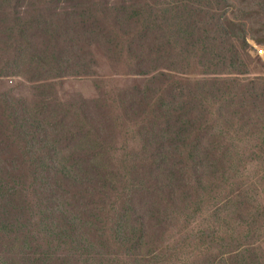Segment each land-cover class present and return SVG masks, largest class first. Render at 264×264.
<instances>
[{
	"label": "rangeland",
	"instance_id": "obj_1",
	"mask_svg": "<svg viewBox=\"0 0 264 264\" xmlns=\"http://www.w3.org/2000/svg\"><path fill=\"white\" fill-rule=\"evenodd\" d=\"M229 1L235 7L257 10L246 23L260 29L247 32L251 38L248 55L242 59L244 65L233 72H243L236 74L240 80L264 78V11L253 0ZM105 2L0 0V178L7 182L9 177L13 182L22 171L31 174L26 180L30 183L35 176L41 190L33 194L31 206L45 215L42 227L26 235L5 237L0 251L25 256L18 260L20 264H31L34 255L39 260L57 259L51 264H76L80 254L90 252V244L114 246L119 243L116 230L134 224L144 225L146 234L137 241H143V246L155 245L156 250L178 237L188 240L191 245L183 250L177 264H199V246H205L203 232L209 241L216 232L222 236L218 242L225 236L230 242L231 237L226 253L234 247L246 249L235 250L247 258L246 264H264V221L258 233L246 232L250 225H238L233 218L235 211L222 206V200H228L224 194L238 182L230 180L232 187L222 190L219 199L213 196L208 201L216 178L229 170L227 163L221 165L209 141L210 130L205 123L209 117L205 115L202 120L201 104H195L196 124L192 111L184 126L167 123L164 117L169 118L172 111L164 106L167 112L158 109L160 96H151L153 101L143 98L153 73L148 67L135 65L139 48L136 46V51L130 46L123 30L122 35L115 34V22L96 19V11L102 10ZM91 12L95 19L83 25ZM111 35L115 36L112 45ZM92 55L96 64L93 62L92 70L83 69L82 64ZM190 60L184 69L188 73L178 74L175 80L181 87L179 92L186 94L190 79L197 90L196 103H201L204 93L200 90L210 78V63L196 55ZM139 68L146 74L138 72ZM82 70L90 73L83 75L79 73ZM131 98L136 99L132 108L127 104ZM222 99L210 97L209 101L216 107ZM78 105L84 106L80 117L93 127L83 137L78 132L83 126L78 121ZM151 115L162 119L156 134L167 127L166 134L152 143L147 140L151 138ZM83 138L90 146L104 142V148L93 151L87 166L78 168V144ZM158 143V148L151 146ZM36 148V154L27 153ZM44 155L53 158L45 159ZM244 162L246 177L252 180L253 191L259 192L264 208L263 154L256 158L249 153ZM256 169L259 174H255ZM1 179L3 194L6 186ZM52 183L57 184L55 189ZM197 196L205 204L188 224ZM146 202H154L156 215L153 211L143 215ZM193 234L196 238L191 241ZM167 258L162 254L154 259L161 264Z\"/></svg>",
	"mask_w": 264,
	"mask_h": 264
},
{
	"label": "trees",
	"instance_id": "obj_2",
	"mask_svg": "<svg viewBox=\"0 0 264 264\" xmlns=\"http://www.w3.org/2000/svg\"><path fill=\"white\" fill-rule=\"evenodd\" d=\"M105 1L102 10L96 11V19L102 17L115 22V34L122 35L123 30L131 40L130 46H133L136 51V46L139 48V53L135 56L137 59L135 65L148 67L150 73H153V77L148 80L143 98L146 101H153L151 96H160L158 104L161 106L157 105L158 109L165 113L167 110L162 107L164 106L172 111L169 118L164 117L167 123L184 126L190 121V112L195 104H201L199 117L202 120L205 119V115L209 117L205 122L210 130L209 141L218 152L221 165L227 163L229 170H225L216 178L209 189L208 201H211L213 196L219 199L222 190L232 187L230 180L235 179L238 186L231 189L228 194H224L228 195V200H222V206L235 211L233 218L238 225L239 222L250 225L246 232L258 233L263 226L264 208L259 203V192L253 191L251 187L253 182L246 177L248 175L245 174L244 159L249 153L256 158H260L263 154L264 164V78L240 80L236 74L243 72L241 70L233 72L237 67L244 65L242 59L248 55L251 38L248 37L247 32L260 30L246 23L257 10L235 7L228 0L224 2L222 0ZM257 1L253 0L252 3L254 5L258 3L259 9L264 11V0ZM239 2L244 3L246 0H239ZM88 15L83 25L89 24L90 18L95 19L94 12ZM127 29L131 32L128 33ZM114 37L110 36L111 45ZM258 52L263 53V49H259ZM195 55L204 57L210 63L209 72H207L210 78L205 79L200 90L204 93L200 99L201 103H196L197 90L195 86L190 85V79H187L186 94L179 92L178 89L181 87L175 80L178 74L188 73L184 70L185 65L190 64L192 61L190 59ZM94 58L95 56L92 55L81 67L92 70L93 62L96 64ZM137 71L146 74L140 68ZM79 73L88 75L90 72L82 70ZM166 78L167 81L163 83ZM186 95L190 100H187ZM210 97L223 99L215 107L210 104ZM192 100L195 103H190ZM135 102L136 99L131 98L127 104L132 108ZM83 108L84 106L78 105V121L81 120L83 124L78 132L82 137L86 130L93 128L89 126V121H83L84 116L80 117V114H83ZM151 110L155 111V108ZM148 117L151 118L152 128L149 132L151 138L147 140L152 143L155 138L166 134L167 127H163L161 132L156 134L155 128L162 121L161 116ZM193 117L192 111V122L196 124L197 121ZM158 145L159 143L151 144L156 148ZM103 148L104 142L98 141L90 146L86 138L80 140L78 168H85L91 160L92 152L101 151ZM38 151L39 149L36 148L27 153L33 155ZM43 158L52 159L53 157L44 155ZM259 172L260 170L256 169L255 174ZM30 176L31 174L20 171L13 182L9 177L7 182L0 178L6 186V193H0V242L2 244L3 239L8 235H26L35 227L43 226L44 213L37 212L31 206L33 194L40 192L41 184L35 176H32L31 182L28 183L26 180ZM31 184L32 188L29 187ZM7 185L11 187L8 188ZM53 186L55 189L57 184L52 183L51 188ZM189 200L194 201L192 197ZM144 201V198H141V202ZM204 204L205 201L197 196L195 203L191 205L193 214L187 220L188 224H192L202 212ZM146 206L147 211L143 212V215L155 211L154 202L151 205L146 202ZM151 218V220L156 219V217ZM260 221L261 226H257ZM143 226L133 224L116 230L115 240L119 243L114 246L108 243H101L99 246L90 244L87 248V250L90 248V252L80 254L76 264H156L154 258L162 254H166L168 258L167 261L160 262L161 264H177L183 250L191 245L188 240L178 237L159 250L154 248L155 245L143 246V241H137L146 237ZM201 237L204 238L205 246H199L200 255L197 260L199 264H246L247 258L241 252L235 251L242 249L234 247L229 252L230 255L225 252L227 245L232 242L231 237L230 242H227L229 236H225L218 242L222 237L218 232L210 236V241L204 232ZM193 238H196V234L190 237L191 241ZM22 257L25 256L10 255L3 249L0 251V264H20L18 260ZM33 259L35 260L31 264H51L57 260L46 261L44 258L39 260L36 255Z\"/></svg>",
	"mask_w": 264,
	"mask_h": 264
}]
</instances>
